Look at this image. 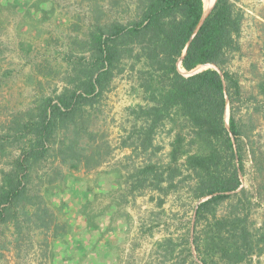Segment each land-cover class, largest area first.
<instances>
[{"label":"trees","instance_id":"trees-1","mask_svg":"<svg viewBox=\"0 0 264 264\" xmlns=\"http://www.w3.org/2000/svg\"><path fill=\"white\" fill-rule=\"evenodd\" d=\"M236 1L215 0L201 23L202 0H132L136 15L125 22L105 20L101 9L89 5L92 21L87 39L81 41L89 55L68 63L67 84L59 93L13 113L0 133V160L9 147L19 149L9 167L0 170L1 250L19 246L25 228L27 236L33 229L48 230L54 239L66 233L45 195L55 181L67 176L60 165L90 170L109 153L106 142H96L88 132L87 109L100 100L125 63L134 71L146 101L130 108L133 120L120 143L129 149V159H140L138 164L132 161L125 178L126 194H141L144 189L166 193L187 176L192 182L190 197L196 202L191 229L181 241L168 235L157 243L165 252L161 263L240 264L259 253L264 231L256 236L238 206L245 194L239 177L245 153L239 116L244 100L239 76L228 67L239 51L244 19ZM205 64L215 68L187 76L179 69L188 72ZM167 121L176 131L163 163L153 159L162 149L154 144V136ZM48 162L50 170L44 171L43 163ZM184 169L188 173L178 180ZM233 199V210L219 215V207ZM3 229L9 230L11 239ZM177 246L182 249L174 257Z\"/></svg>","mask_w":264,"mask_h":264},{"label":"rangeland","instance_id":"rangeland-1","mask_svg":"<svg viewBox=\"0 0 264 264\" xmlns=\"http://www.w3.org/2000/svg\"><path fill=\"white\" fill-rule=\"evenodd\" d=\"M89 5L101 9L105 20L125 22L136 15L132 0L117 4L108 0H0V133L13 113L33 107L40 97L59 93L67 84L68 63L81 54L89 55L81 48L92 21ZM236 5L244 19L240 48L228 67L239 76L244 100L239 116L245 153L239 177L245 194L238 206L247 217V227L260 236L264 231V0H237ZM121 65L124 70L112 77L100 100L87 109L88 132L96 142H106L109 153L90 170L60 165L67 176L55 181L51 193L45 195L53 215L65 223L66 233L54 239L48 230L33 229L27 236L25 228L19 246L0 249V264H166L161 263L165 252L157 243L168 235L181 241L187 228L191 229L196 202L190 197L192 182L187 176L166 193L144 189L141 194H126L125 178L132 161L138 164L140 159H129V149L120 143L133 120L130 108L146 101L134 71L128 64ZM171 126L167 121L158 127L154 144L162 149L154 160L167 161L176 131ZM88 132L82 140L89 138ZM18 154V148L9 147L0 170L7 169ZM50 162L43 163L44 171L50 170ZM186 173L182 170L177 179ZM33 181L36 185L37 180ZM40 192L44 196L43 188ZM235 203L236 199L224 202L218 214L233 210ZM3 230L11 239L9 230ZM259 247V253L240 264H264V244ZM177 249L174 257L182 246Z\"/></svg>","mask_w":264,"mask_h":264},{"label":"water","instance_id":"water-1","mask_svg":"<svg viewBox=\"0 0 264 264\" xmlns=\"http://www.w3.org/2000/svg\"><path fill=\"white\" fill-rule=\"evenodd\" d=\"M210 12V11H209ZM208 12V13H209ZM208 13L207 14H204V10H203V14H202V18H201V20H200V23L204 20V18L208 15ZM181 58L182 57H180L179 58V63H180V61H181ZM208 67H213V68H215V66L213 65V64H205L204 65V68H202V69H199V70H197L196 68H198V66L195 68V69H193V70H191V71H186L187 72V74H184L185 76H187V75H191V74H193V73H196V72H199V71H201V70H203V69H205V68H208ZM185 71V70H184ZM228 110V109H227ZM227 119H228V115H227V117H225V120L227 121Z\"/></svg>","mask_w":264,"mask_h":264},{"label":"bare ground","instance_id":"bare-ground-1","mask_svg":"<svg viewBox=\"0 0 264 264\" xmlns=\"http://www.w3.org/2000/svg\"><path fill=\"white\" fill-rule=\"evenodd\" d=\"M203 1V10H204V14H207L210 10H211V8H212V6H213V4H214V2H215V0H202ZM179 64V63H178ZM180 69V71L182 72V73H186V72H184V70L182 69V67L181 68H179ZM227 111V110H226ZM226 114H227V112H226ZM227 116V115H226Z\"/></svg>","mask_w":264,"mask_h":264}]
</instances>
